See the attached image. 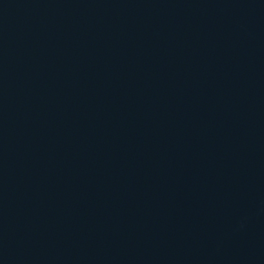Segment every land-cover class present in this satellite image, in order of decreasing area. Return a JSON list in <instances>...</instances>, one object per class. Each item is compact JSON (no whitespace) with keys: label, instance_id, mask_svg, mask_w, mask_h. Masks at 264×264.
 <instances>
[{"label":"water","instance_id":"1","mask_svg":"<svg viewBox=\"0 0 264 264\" xmlns=\"http://www.w3.org/2000/svg\"><path fill=\"white\" fill-rule=\"evenodd\" d=\"M0 264H264V0H0Z\"/></svg>","mask_w":264,"mask_h":264}]
</instances>
